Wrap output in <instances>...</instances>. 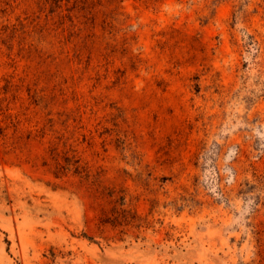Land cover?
I'll return each instance as SVG.
<instances>
[{
  "label": "rangeland",
  "instance_id": "1",
  "mask_svg": "<svg viewBox=\"0 0 264 264\" xmlns=\"http://www.w3.org/2000/svg\"><path fill=\"white\" fill-rule=\"evenodd\" d=\"M0 264H264V0H0Z\"/></svg>",
  "mask_w": 264,
  "mask_h": 264
}]
</instances>
